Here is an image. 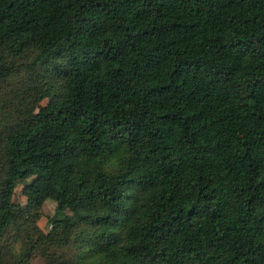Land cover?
<instances>
[{"label":"trees","instance_id":"16d2710c","mask_svg":"<svg viewBox=\"0 0 264 264\" xmlns=\"http://www.w3.org/2000/svg\"><path fill=\"white\" fill-rule=\"evenodd\" d=\"M36 258L264 264V0H0V264Z\"/></svg>","mask_w":264,"mask_h":264},{"label":"rangeland","instance_id":"374dc122","mask_svg":"<svg viewBox=\"0 0 264 264\" xmlns=\"http://www.w3.org/2000/svg\"><path fill=\"white\" fill-rule=\"evenodd\" d=\"M44 104V102H43ZM115 163L116 160L112 159L110 161H108L106 164V169L107 170H113L115 169ZM21 189H22V185H18V187L15 189L14 192V197H13V201L18 204V205H23L25 202V198L22 196L21 194ZM55 210V203L52 200H46L43 204V206L41 207V209L39 210V212L41 213V218L38 221V225L40 228H42L43 230L47 231L46 229V217H51L54 213ZM66 214L68 216H71V214L69 212H66ZM32 264H42V259L41 258H36L32 261Z\"/></svg>","mask_w":264,"mask_h":264}]
</instances>
